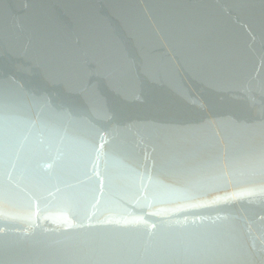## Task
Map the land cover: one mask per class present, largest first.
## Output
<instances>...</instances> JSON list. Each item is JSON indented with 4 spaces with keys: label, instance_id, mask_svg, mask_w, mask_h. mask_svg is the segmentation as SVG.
<instances>
[{
    "label": "water",
    "instance_id": "1",
    "mask_svg": "<svg viewBox=\"0 0 264 264\" xmlns=\"http://www.w3.org/2000/svg\"><path fill=\"white\" fill-rule=\"evenodd\" d=\"M0 264H264V0H0Z\"/></svg>",
    "mask_w": 264,
    "mask_h": 264
}]
</instances>
